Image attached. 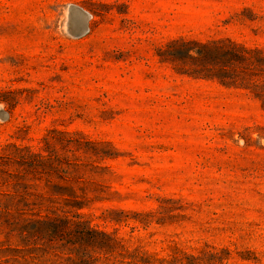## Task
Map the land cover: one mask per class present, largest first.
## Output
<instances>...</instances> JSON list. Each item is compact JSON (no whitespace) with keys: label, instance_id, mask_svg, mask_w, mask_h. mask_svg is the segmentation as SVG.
Wrapping results in <instances>:
<instances>
[{"label":"rangeland","instance_id":"obj_1","mask_svg":"<svg viewBox=\"0 0 264 264\" xmlns=\"http://www.w3.org/2000/svg\"><path fill=\"white\" fill-rule=\"evenodd\" d=\"M229 43L264 52V0H0V214L30 230L0 261L264 264V71L224 84Z\"/></svg>","mask_w":264,"mask_h":264},{"label":"trees","instance_id":"obj_2","mask_svg":"<svg viewBox=\"0 0 264 264\" xmlns=\"http://www.w3.org/2000/svg\"><path fill=\"white\" fill-rule=\"evenodd\" d=\"M208 54L207 48L201 54ZM217 55L221 68L224 73L220 78L224 84L236 85L243 87L242 84H247L254 76L258 74L257 71H264V52L258 48L251 49L236 43L223 44L218 47ZM258 84H254L256 88ZM256 97L263 98L264 93H256ZM10 210H5L0 214V225L2 229L7 231L10 236L12 234L20 237L22 242L28 238L30 234L29 227L20 225ZM0 264H38L32 261L27 254L21 255L20 258L14 260L5 259L0 261Z\"/></svg>","mask_w":264,"mask_h":264},{"label":"water","instance_id":"obj_3","mask_svg":"<svg viewBox=\"0 0 264 264\" xmlns=\"http://www.w3.org/2000/svg\"><path fill=\"white\" fill-rule=\"evenodd\" d=\"M75 14H86L87 18L90 17V14L87 13L83 8L76 6V9L74 11ZM86 19V18H85ZM88 23L86 24L85 29L83 30L81 27L78 29V31L76 32V35H82L84 33H86L88 31Z\"/></svg>","mask_w":264,"mask_h":264},{"label":"bare ground","instance_id":"obj_4","mask_svg":"<svg viewBox=\"0 0 264 264\" xmlns=\"http://www.w3.org/2000/svg\"><path fill=\"white\" fill-rule=\"evenodd\" d=\"M89 20L90 19H88V18L84 19L83 24L81 26V28L83 30L85 29L87 23H88V26H89ZM0 113H1V115L5 114V111L3 110V106H0Z\"/></svg>","mask_w":264,"mask_h":264}]
</instances>
